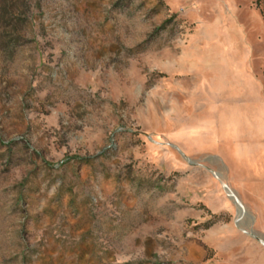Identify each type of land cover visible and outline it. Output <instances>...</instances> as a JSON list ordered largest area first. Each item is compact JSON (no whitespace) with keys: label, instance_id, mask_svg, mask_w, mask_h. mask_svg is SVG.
Returning a JSON list of instances; mask_svg holds the SVG:
<instances>
[{"label":"rangeland","instance_id":"obj_1","mask_svg":"<svg viewBox=\"0 0 264 264\" xmlns=\"http://www.w3.org/2000/svg\"><path fill=\"white\" fill-rule=\"evenodd\" d=\"M231 98L264 111V0H0V264H264L197 166Z\"/></svg>","mask_w":264,"mask_h":264},{"label":"crops","instance_id":"obj_2","mask_svg":"<svg viewBox=\"0 0 264 264\" xmlns=\"http://www.w3.org/2000/svg\"><path fill=\"white\" fill-rule=\"evenodd\" d=\"M230 101L233 105L229 110L219 106L207 119L208 130L213 132L212 142L220 146V152L199 156L197 166L207 167L219 176V182L227 185L243 206L241 217H235L232 208L224 207V211L229 210L228 229L232 233L241 230L256 236L250 239L238 234V242L230 245L229 256L239 262L251 258L262 263L259 255L264 253V111L251 102L243 105L240 98ZM214 102L220 104L217 100ZM183 114L180 124L184 125L187 116ZM199 124L201 126L202 122ZM205 160L213 163H204ZM223 191L231 198L225 187ZM235 246L240 248L239 253L232 249ZM243 246L245 251H242Z\"/></svg>","mask_w":264,"mask_h":264},{"label":"bare ground","instance_id":"obj_3","mask_svg":"<svg viewBox=\"0 0 264 264\" xmlns=\"http://www.w3.org/2000/svg\"><path fill=\"white\" fill-rule=\"evenodd\" d=\"M222 185H223V187H225L226 189H228L227 185H225L224 183H222ZM229 191H230V190H229ZM229 194H230L231 198H233V196L235 197V201H236V203L239 204V208H240V210L242 211V208L240 207V206H242V204H241V202L239 201V199L236 198V196H235V194L233 193V191H232V192L230 191ZM234 203H235V202H234Z\"/></svg>","mask_w":264,"mask_h":264}]
</instances>
